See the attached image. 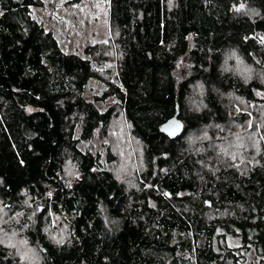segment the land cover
Returning <instances> with one entry per match:
<instances>
[{
	"label": "trees",
	"instance_id": "trees-1",
	"mask_svg": "<svg viewBox=\"0 0 264 264\" xmlns=\"http://www.w3.org/2000/svg\"><path fill=\"white\" fill-rule=\"evenodd\" d=\"M35 7L0 0V203L19 244L39 264H239L252 246L264 264V0H110L114 39L87 59ZM92 80L116 100L105 112L84 97ZM119 118L143 150L132 191L79 149ZM0 264H20L2 244Z\"/></svg>",
	"mask_w": 264,
	"mask_h": 264
},
{
	"label": "rangeland",
	"instance_id": "rangeland-1",
	"mask_svg": "<svg viewBox=\"0 0 264 264\" xmlns=\"http://www.w3.org/2000/svg\"><path fill=\"white\" fill-rule=\"evenodd\" d=\"M42 1L43 7L31 9L32 16L34 19L38 20L47 31L53 32L64 53L76 54L81 58L87 59L88 57L85 53L86 47L114 39L109 18L110 0H80L79 2H77V0ZM238 59L232 54L229 56V61L231 60L234 62L237 66V71H241L243 64H241ZM232 68L233 63L230 62L227 70L230 71ZM262 77L264 83V75H262ZM105 89L106 87L101 82L92 80L89 82L84 93L85 99L89 102H93L101 112H105L116 102L113 98L106 102L96 101V98L100 97ZM256 95L260 98H264V94L262 93L256 92ZM226 99L231 101L232 105L233 100H237L238 98L228 96ZM253 106L254 104L249 107L248 113L250 120H255L257 116L259 118L258 112H255ZM244 107L247 109V104L244 106L242 101H238L235 106V111L242 114L245 112ZM78 135L79 133L77 136ZM104 135L105 134L102 133H96L90 142H81L79 144V149L82 152L89 150L95 156H99L100 165L106 170L112 171L120 180L125 182L126 188L129 191L137 189L136 187L138 186L134 179L137 175L142 173L141 171L144 168L143 150L141 145L134 141L130 133L129 125L125 123L124 119L119 118L112 123L108 135ZM193 143L195 144V141L189 142V149L194 146ZM109 153L116 157L115 161H108ZM248 160L254 162L257 159L255 157H248ZM240 162L241 161H238V163ZM243 163L246 167L251 165L247 161ZM235 164L237 163L235 162ZM76 173L77 171L72 163H67V176L71 178L76 176ZM26 203L28 205V202ZM15 212L8 210L5 205L0 203V244L8 246L13 257L17 258L20 264H39L40 260L38 256L31 255L26 244H19V241H17L18 233L16 231L9 232L7 230L12 220L15 218V220H19V213ZM58 222L59 221L53 217L52 227L58 230L57 234H59L55 239L57 238V241H62L66 232L63 227H60ZM48 232L54 234L51 230ZM235 254L240 258H244L243 262H239V264H259L262 260V258L257 255L253 246L249 247L247 251H236Z\"/></svg>",
	"mask_w": 264,
	"mask_h": 264
},
{
	"label": "water",
	"instance_id": "water-1",
	"mask_svg": "<svg viewBox=\"0 0 264 264\" xmlns=\"http://www.w3.org/2000/svg\"><path fill=\"white\" fill-rule=\"evenodd\" d=\"M162 131L172 139H176L182 134L183 124L176 117H174L164 124Z\"/></svg>",
	"mask_w": 264,
	"mask_h": 264
}]
</instances>
